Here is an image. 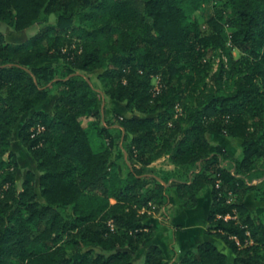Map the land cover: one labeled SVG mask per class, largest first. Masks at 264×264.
Returning a JSON list of instances; mask_svg holds the SVG:
<instances>
[{"label": "trees", "instance_id": "16d2710c", "mask_svg": "<svg viewBox=\"0 0 264 264\" xmlns=\"http://www.w3.org/2000/svg\"><path fill=\"white\" fill-rule=\"evenodd\" d=\"M0 21L40 26L23 43L0 31V264H167L151 212L208 188V232L233 264H264V0H0ZM229 261L205 240L172 264Z\"/></svg>", "mask_w": 264, "mask_h": 264}, {"label": "crops", "instance_id": "0c3cea01", "mask_svg": "<svg viewBox=\"0 0 264 264\" xmlns=\"http://www.w3.org/2000/svg\"><path fill=\"white\" fill-rule=\"evenodd\" d=\"M102 106L103 115L105 108L109 116L116 111L129 115V113L125 112L126 110L123 108V105L114 100H106L103 98ZM209 139L213 143L223 145L230 155L234 157L239 156L241 149L238 139L213 133L209 135ZM122 143L123 138L120 144L122 145ZM114 157L118 159L123 172V167H126L128 164L125 149H118ZM161 165L163 166L161 167ZM151 166L157 170L174 169V165L169 162L167 157L158 159ZM172 196L174 198L173 202H168L159 213H151L149 218V222L153 224L156 229V235L149 243H157L163 247L167 264H172L173 261L178 260L188 249L196 247L205 240L214 242L221 251L228 254L229 262L233 264L234 253L221 239L208 232V213L212 203L211 189L208 188L199 195L198 203L194 208H185L176 190H172ZM253 199V196L249 195V202H252ZM257 204L256 202L255 205Z\"/></svg>", "mask_w": 264, "mask_h": 264}, {"label": "rangeland", "instance_id": "374dc122", "mask_svg": "<svg viewBox=\"0 0 264 264\" xmlns=\"http://www.w3.org/2000/svg\"><path fill=\"white\" fill-rule=\"evenodd\" d=\"M212 12H213L212 6L210 4H206L202 8H200L199 10L196 11V15L200 19L201 22H204L207 18H209L212 15ZM55 19H56V16L52 15L50 22L52 24H55L56 23ZM39 30H40V26L35 25L34 27L23 30V31H16L13 27L9 26L5 21H0V31L3 32L5 34L6 39L12 43H23L24 41L28 40L31 36L36 34ZM71 39L73 42L76 40V38L74 36L71 37ZM55 62L58 65L63 64V61H61V60H56ZM98 72L99 71L91 72V73H88L86 76L90 80V82H93L98 87H101V84L98 80ZM156 83L157 82L155 80V84ZM156 87L158 88V86H156ZM102 104H103V100H100L99 101V107L101 109H103ZM50 106H51L50 104L48 106L46 105V107L48 109H51ZM113 115L114 114L112 113L111 117ZM19 126H20V124L17 127H19ZM12 150H14L18 154V159L20 161V170H21L20 176L23 177L25 174V170L28 168L35 167V163H34L32 157L30 156V154L28 153L27 149L22 145V143L18 139L17 131L15 132V136L13 137ZM240 155H241V151L239 153V156ZM162 166L163 165H161V167ZM123 168H124L123 173L126 174L127 168L126 167H123ZM252 202H253V204L256 203V201H252ZM153 212H155V211H152L151 213H153ZM159 212L160 211H156V213H159Z\"/></svg>", "mask_w": 264, "mask_h": 264}, {"label": "built area", "instance_id": "2783aa9c", "mask_svg": "<svg viewBox=\"0 0 264 264\" xmlns=\"http://www.w3.org/2000/svg\"><path fill=\"white\" fill-rule=\"evenodd\" d=\"M42 130H44V127L39 125V126L37 127V131L40 132V131H42ZM231 217H232V216L227 215L225 218L228 219V218H231Z\"/></svg>", "mask_w": 264, "mask_h": 264}]
</instances>
